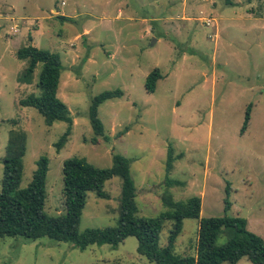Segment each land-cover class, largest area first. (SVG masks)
Masks as SVG:
<instances>
[{
	"label": "rangeland",
	"instance_id": "1",
	"mask_svg": "<svg viewBox=\"0 0 264 264\" xmlns=\"http://www.w3.org/2000/svg\"><path fill=\"white\" fill-rule=\"evenodd\" d=\"M28 43L59 55L56 95L72 123L58 151L53 143L66 124L47 125L34 108L19 104L39 94V64L28 83L18 80L26 62L14 53ZM154 67L161 77L147 92L144 77ZM115 88L122 95L97 107L109 136L104 141L93 135L87 109L93 96ZM10 130L25 136L18 188L29 182L36 159L47 158L49 215L63 212L64 159L108 167L119 154L129 159L138 215L166 210L165 195L172 201L196 195L200 217L220 216L226 198L225 213L243 217L264 242V0H0V179ZM102 190L105 198L86 193L78 230L116 225L120 179L112 176ZM196 227L195 219L182 220L176 253L193 254ZM230 235L222 230L215 243ZM0 264L150 263L136 252L133 236L83 250L47 237L0 236ZM234 264L251 263L243 256Z\"/></svg>",
	"mask_w": 264,
	"mask_h": 264
},
{
	"label": "trees",
	"instance_id": "2",
	"mask_svg": "<svg viewBox=\"0 0 264 264\" xmlns=\"http://www.w3.org/2000/svg\"><path fill=\"white\" fill-rule=\"evenodd\" d=\"M14 55L26 62L18 78L20 82L28 83L33 70L37 64L40 65L35 83L39 94H29L19 99V104L34 108L47 125L54 121L66 124L62 134L53 143L58 151L66 142L72 123L66 105L56 95L61 70L59 55L30 43L18 47ZM160 77L158 68L151 69L144 77V89L153 92ZM121 95V90L115 88L104 90L90 99L87 118L95 137L104 141L109 138L97 116L98 105L106 99ZM249 110L248 104L241 132L246 126ZM24 148V134L10 130L1 158L0 236H21L31 240L47 237L70 243L80 250L92 244L116 246L125 237L133 236L136 239V252L150 264H219L224 261L234 264L243 256L251 264H264V242L246 228L243 217L225 213L229 206L226 198L223 199L224 213L220 216L200 217V198L196 195L183 201H172L169 195H165L162 202L168 207L166 210L154 216L138 215L135 188L129 174V159L119 154L112 155L111 165L108 167L95 166L84 158L64 159L60 169L63 212L49 215L44 211L47 171L45 156L41 155L36 159L29 182L25 187L18 188ZM171 161L168 152L166 171L170 169ZM112 176L120 179L116 225L78 230L86 193L92 192L96 197L105 198L107 194L102 186ZM184 218H193L197 222L195 249L193 254L187 255L178 254L173 249ZM164 227L167 232L165 242L161 243L159 235ZM224 229H231V235L223 243L216 244V237Z\"/></svg>",
	"mask_w": 264,
	"mask_h": 264
},
{
	"label": "built area",
	"instance_id": "3",
	"mask_svg": "<svg viewBox=\"0 0 264 264\" xmlns=\"http://www.w3.org/2000/svg\"><path fill=\"white\" fill-rule=\"evenodd\" d=\"M61 4H63V1L61 2ZM18 31V27L16 24H13V26L11 27V32L14 34Z\"/></svg>",
	"mask_w": 264,
	"mask_h": 264
},
{
	"label": "water",
	"instance_id": "4",
	"mask_svg": "<svg viewBox=\"0 0 264 264\" xmlns=\"http://www.w3.org/2000/svg\"><path fill=\"white\" fill-rule=\"evenodd\" d=\"M75 26L77 27L78 32H81L80 22H79V24L76 23Z\"/></svg>",
	"mask_w": 264,
	"mask_h": 264
},
{
	"label": "crops",
	"instance_id": "5",
	"mask_svg": "<svg viewBox=\"0 0 264 264\" xmlns=\"http://www.w3.org/2000/svg\"><path fill=\"white\" fill-rule=\"evenodd\" d=\"M26 21H27V20H26ZM28 21H29V20H28ZM28 21H27V22H28ZM27 22H26V23H27ZM29 41H31V40H29Z\"/></svg>",
	"mask_w": 264,
	"mask_h": 264
}]
</instances>
